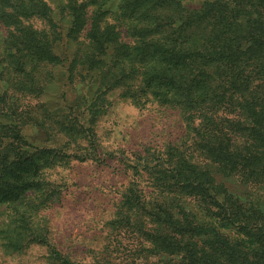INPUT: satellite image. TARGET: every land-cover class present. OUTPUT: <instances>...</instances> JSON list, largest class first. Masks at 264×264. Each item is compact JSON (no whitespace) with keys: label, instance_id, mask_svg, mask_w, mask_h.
Here are the masks:
<instances>
[{"label":"trees","instance_id":"16d2710c","mask_svg":"<svg viewBox=\"0 0 264 264\" xmlns=\"http://www.w3.org/2000/svg\"><path fill=\"white\" fill-rule=\"evenodd\" d=\"M84 1H67L69 30H82L88 19L86 13L91 12L89 17L94 14L88 3L81 5ZM123 1L127 6L123 10L120 5V15L127 21L124 25L131 43L147 57L157 50L156 58L152 57L153 66L162 65L159 55L169 52L171 57L164 63L177 68L180 93L175 97L166 92L159 96L163 103L159 101L167 105L176 99L180 101L178 108L191 112L193 118L186 115V133L192 140L193 153L208 164L189 160L188 154L173 148L165 155L159 152V156L142 164L145 170H133L144 186L131 181L127 195L108 223L117 232L151 245L144 249L159 258L158 264H261L254 256L256 246L264 252V218L258 202L260 196L264 198V0H203L199 8L190 11L184 10L181 0ZM168 7L174 12L162 11ZM31 17L55 28L51 9L43 0H0L2 24L12 30L29 31L24 42L21 36L13 40L14 46L3 47L5 56L15 47L8 56L14 67L25 74L39 73L41 64L60 62L48 37L45 40L38 36L39 31L24 27L19 19ZM119 35L105 19L103 23L98 18L93 20L85 37L87 48L80 52L92 63V69L90 64H83L87 71L107 78V72L100 74L94 69L103 63V55L108 56L109 47L117 49L120 56V68L110 70L111 76L124 75L125 70L132 69L134 60L125 62L126 50L113 44V36L120 42ZM12 63L8 62L10 66ZM169 74L176 77L171 71ZM49 79L33 89L39 88L37 93L44 94ZM11 104L0 92V119H10L7 125L0 123L5 129L0 132V145H12L10 138L14 144L22 143L21 125L27 122L25 117L15 116L19 114ZM43 104L30 110H41L44 123L35 117L32 123L43 127L50 120L71 143L90 132L76 116H62L57 121L54 115L47 114ZM205 108L209 124L202 128L203 119H196L205 116L196 111ZM219 112L224 116H219ZM232 114L233 118L225 117ZM42 152L47 155L52 150ZM6 153L0 150V178L12 171L20 174L37 163L36 154L29 158V164L22 162L23 149ZM51 159L55 160V156ZM256 194L259 195L255 197ZM166 197L169 204L164 203ZM225 228L248 234L250 243L241 245ZM88 264L116 263L109 258H96ZM120 264L139 262L136 257H124Z\"/></svg>","mask_w":264,"mask_h":264},{"label":"rangeland","instance_id":"374dc122","mask_svg":"<svg viewBox=\"0 0 264 264\" xmlns=\"http://www.w3.org/2000/svg\"><path fill=\"white\" fill-rule=\"evenodd\" d=\"M67 1L43 0L51 9L54 29L37 17L19 18L24 27L39 31L41 34L37 35L45 40L48 37L54 55L60 60L57 64H41L39 73L25 74L14 67L8 54L12 55L15 47L5 56L3 47L14 46L13 40L21 36L23 42L27 40L28 30H12L0 21V92L19 114L15 116H23L27 122L21 125L22 143L14 144L10 138L12 145L1 144L0 150L7 154V151L23 149L22 162L29 164L34 154L37 160L35 166L20 174L12 171L0 178V264H88L96 258H109L120 264L124 257H136L139 264H158L159 258L144 249L151 245L141 244L133 235L117 232L108 222L116 215L131 181L144 186L133 170H145L142 164L159 156V152L165 155L173 148L184 151L189 160L208 164L198 153H193L192 140L186 133V115L193 118L191 112L178 108L180 101L176 99L167 105L159 99L166 92L179 96L178 70L164 63L171 57L169 52L159 55L163 58L162 65L153 66L157 50L147 57L140 47L131 43L124 25L127 21L120 15V5L123 10L127 6L123 0H85L81 5L88 3V9H94V14L89 17L91 12L86 13L88 19L83 22L82 30H69L67 24L71 17L65 11ZM202 2L181 0V5L190 11L199 8ZM162 11L174 12L169 7ZM95 18L101 23L105 19L121 34L122 44L114 36L113 44L121 51L126 50L125 62L134 60L132 69L125 70V76L114 77L108 73L120 68L119 51L110 47L108 56H102L103 63L94 69L100 74L107 72V78L96 76L83 65L90 64L92 69V63L80 56V52L87 48L85 37ZM45 79L49 83L46 92L40 95L39 88L33 89V86L41 87ZM41 103H45L47 114L54 115L57 121L62 116L69 119L76 116L90 132L71 143L50 120L47 119L45 127L32 123L34 117L44 123L41 110H30ZM196 112L205 116L196 121L203 119L200 125L207 127L210 117L207 109ZM218 115L224 116L223 112ZM1 118V125L10 121L7 117ZM0 132H5L3 126ZM44 149L52 150L51 154H44ZM54 156L55 160L50 162L49 158ZM259 199L264 218V198ZM164 203H170L168 197ZM224 231L237 238L241 245L250 243L246 233L238 234L226 228ZM263 253L256 246L254 258L261 264H264Z\"/></svg>","mask_w":264,"mask_h":264}]
</instances>
